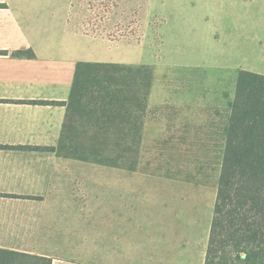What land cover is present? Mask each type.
Returning <instances> with one entry per match:
<instances>
[{"label":"crops","instance_id":"1","mask_svg":"<svg viewBox=\"0 0 264 264\" xmlns=\"http://www.w3.org/2000/svg\"><path fill=\"white\" fill-rule=\"evenodd\" d=\"M69 2L0 0V249L47 257L53 264H205L210 223L208 228L203 215L174 212L164 225L148 216L149 178L160 176L115 168L110 186L120 193L114 199L111 192L105 216L106 204L81 206L65 197L77 192L79 164H88L58 150L78 64H133L85 53L86 40L103 42L69 29ZM154 75L142 145L166 132L155 112L160 106L185 107L199 98L212 105L227 94L235 101L238 78L233 92L223 89L214 97L206 89L196 96L158 87L161 79ZM130 176L137 183L114 185ZM191 188L196 194L204 190Z\"/></svg>","mask_w":264,"mask_h":264},{"label":"rangeland","instance_id":"2","mask_svg":"<svg viewBox=\"0 0 264 264\" xmlns=\"http://www.w3.org/2000/svg\"><path fill=\"white\" fill-rule=\"evenodd\" d=\"M68 1L69 29L103 42L86 40L82 43L85 53L129 60L132 66L150 64L161 79L158 87L196 96H204L206 89L216 97L223 89L234 91L242 70L264 74V0H65V4ZM232 104L227 94L225 101L215 100L212 105L199 98L185 107L169 103L155 109L167 129L164 139L142 145L138 167L160 176L149 178L145 193L151 203V219L164 225L174 212L186 217L203 215L211 231L224 130ZM79 165V177L73 179L77 192L65 197L81 206L86 202L106 204L102 209L105 216L111 192L114 189V199L120 193L110 186L115 168ZM120 181L124 186L137 183L130 176L118 178L114 185ZM196 186L204 190L193 193L190 189ZM162 190L166 191L164 197ZM186 201L195 202L185 205Z\"/></svg>","mask_w":264,"mask_h":264},{"label":"trees","instance_id":"3","mask_svg":"<svg viewBox=\"0 0 264 264\" xmlns=\"http://www.w3.org/2000/svg\"><path fill=\"white\" fill-rule=\"evenodd\" d=\"M154 70L79 63L59 152L135 171L140 164ZM221 171L205 264H264V76L242 70L224 130ZM0 264H53L0 249Z\"/></svg>","mask_w":264,"mask_h":264}]
</instances>
